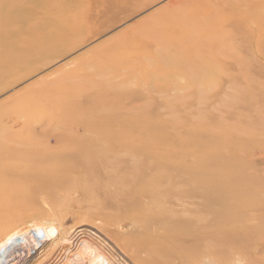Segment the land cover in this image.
I'll use <instances>...</instances> for the list:
<instances>
[{"label":"rangeland","instance_id":"1","mask_svg":"<svg viewBox=\"0 0 264 264\" xmlns=\"http://www.w3.org/2000/svg\"><path fill=\"white\" fill-rule=\"evenodd\" d=\"M46 1L40 6L37 0H0V123L10 133H30L37 142L69 134L68 128L54 125L66 107L59 100L70 99V92L81 87L100 93L98 111L146 105L151 120L168 122L149 134L154 152L181 153L186 167L219 173L205 180L253 192L250 204L230 213V230L237 237L220 248L212 264H264V0ZM47 5L53 7L55 25L40 30L41 36H51L43 53L3 70L38 49L27 43L3 58L4 51L14 49L9 40L20 27L12 22L21 11L35 15ZM30 95L35 102L19 103ZM75 101L71 104L77 106ZM115 156H107L110 167ZM127 158L120 157L119 179L132 175L123 169ZM110 167L105 173L117 177ZM124 182L133 193L139 188ZM110 190H74L62 202L64 208L36 199V207L14 216L0 235L1 241L26 231L22 242L11 246L19 244L6 263L54 264L53 244L59 235L73 233L79 238L69 256L78 264H97L99 255L91 245L114 264H132L95 221L114 198ZM132 208L109 212L112 219L138 220L128 213ZM55 210H61L60 216ZM185 264L209 262L196 253Z\"/></svg>","mask_w":264,"mask_h":264},{"label":"bare ground","instance_id":"2","mask_svg":"<svg viewBox=\"0 0 264 264\" xmlns=\"http://www.w3.org/2000/svg\"><path fill=\"white\" fill-rule=\"evenodd\" d=\"M37 1L40 6L47 2ZM46 8L45 12H38L37 15H33V10L21 11L16 22L10 18V22L20 27L9 40L14 49L4 51L3 58L13 55L15 50L27 43L38 49L32 55L19 56L3 70L12 69L43 53L41 48L48 44L51 36H41L40 30L48 27L53 29L55 25L53 7L47 5ZM75 92H70V99L59 100L66 107H63L62 119L53 123L56 127L68 128L69 134H53L37 142L30 133H10L0 123V235L11 227L9 221L14 216L36 207V199L64 208L62 202L69 201L70 193L74 190L91 193L96 189H113L110 192L114 198L107 204V212L104 210L101 216L96 215L95 221L103 226L108 238L129 262L185 264L196 253H200L209 264L214 263L220 248L237 237L230 230L233 226L230 213L237 207L250 204L249 196L253 192L242 186H219L205 180L210 174L216 176L219 173L213 169L202 170L195 164L186 167V157L181 153L154 152L155 139L149 134L155 126L168 122L151 120L145 114L148 113L146 105L131 109L116 107L103 112L98 111L102 101L100 93L92 95V90L87 87ZM35 100L34 95L24 96L19 103ZM73 100H77L74 103L77 106L71 104ZM84 101L87 107L81 104ZM76 130L81 131V135H73ZM165 140L162 138L161 142ZM111 154L118 157H114L116 159L112 160L113 165L110 167L106 159ZM122 154L130 160L127 162L123 159L122 162L126 165L123 169L126 168L132 174L130 179H119L117 175ZM109 167L117 177L105 173ZM124 180L139 185V188L134 193L127 190L125 183L128 182ZM93 201L99 203L97 199ZM128 206L133 207L128 213L138 220L128 217L112 219L114 215L109 210L122 211ZM59 214L61 210L56 211V217ZM221 218L224 220L220 221ZM110 227L113 231H110ZM25 233L19 235L12 232L0 241V264H7V260L12 259L10 256L16 252L19 244L17 247L11 246L16 242L21 243ZM63 235H59L52 246L50 254L51 258L55 257L54 264H78L77 260L69 256V252L79 237L73 233ZM67 242H70L69 245ZM91 246L99 255L95 263L102 260L114 264L97 247ZM80 263L87 264L84 260Z\"/></svg>","mask_w":264,"mask_h":264}]
</instances>
